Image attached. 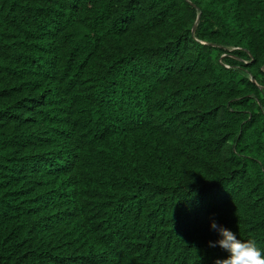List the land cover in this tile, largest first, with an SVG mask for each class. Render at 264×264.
<instances>
[{
  "label": "trees",
  "instance_id": "16d2710c",
  "mask_svg": "<svg viewBox=\"0 0 264 264\" xmlns=\"http://www.w3.org/2000/svg\"><path fill=\"white\" fill-rule=\"evenodd\" d=\"M209 218L264 249V0H0V264H216Z\"/></svg>",
  "mask_w": 264,
  "mask_h": 264
},
{
  "label": "clouds",
  "instance_id": "9594fccd",
  "mask_svg": "<svg viewBox=\"0 0 264 264\" xmlns=\"http://www.w3.org/2000/svg\"><path fill=\"white\" fill-rule=\"evenodd\" d=\"M209 229L217 234L216 240H209L208 247H220L227 257L217 260L216 264H264V249L254 240H241L236 232L209 218Z\"/></svg>",
  "mask_w": 264,
  "mask_h": 264
},
{
  "label": "water",
  "instance_id": "95a60500",
  "mask_svg": "<svg viewBox=\"0 0 264 264\" xmlns=\"http://www.w3.org/2000/svg\"><path fill=\"white\" fill-rule=\"evenodd\" d=\"M197 25H198V20H197V22H196V24H195V27H196ZM195 27H194L193 30H192V35H194Z\"/></svg>",
  "mask_w": 264,
  "mask_h": 264
}]
</instances>
